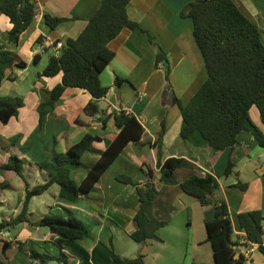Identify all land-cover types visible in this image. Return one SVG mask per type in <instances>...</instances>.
Listing matches in <instances>:
<instances>
[{"label":"crops","instance_id":"1","mask_svg":"<svg viewBox=\"0 0 264 264\" xmlns=\"http://www.w3.org/2000/svg\"><path fill=\"white\" fill-rule=\"evenodd\" d=\"M192 0H130L127 13L130 19L138 22L146 33L135 29H123L108 42L114 51L113 58L100 73L102 85L109 89L98 100L100 112L90 114L84 110L91 94L83 88L65 87L56 102L54 110L39 119L37 110L42 97L41 89H51L62 80V72L54 76L38 77L50 55L55 53L54 42L66 37H76L86 26L88 18L97 10L101 0H35V16L20 34L17 43L8 42L6 34L12 27L7 15L0 12V45L16 53L25 62L23 68L12 67L6 70V77L0 83V95H16L22 98L23 106L18 115L6 123L0 121V203L8 204L6 216L9 220L22 206L25 181L29 187L48 179V174L36 162L45 158V145L51 136L57 139L55 149L64 151L85 133L97 135L94 142L98 150L105 149L118 129L113 116L102 124V110L111 114L120 109L134 114L143 126L138 141H130L87 195H82L78 203H65L58 198L59 186L51 184L43 193L34 195L29 201V218L34 221L53 207L61 206L74 214L78 211L90 229L86 238L66 241L58 245L55 233L47 226L22 222L10 230L2 231L3 241H11L5 252L9 264H40L30 253H47L57 256L65 253V264H116L113 250L123 257L144 254L148 264H191L192 261L216 264L210 242L207 240L205 220L213 216L211 205L200 202L184 193L179 182L191 173L185 167L175 170L176 184L163 185L159 181L163 160L170 156H181L195 164L198 175L212 172L218 176L217 193L228 205L232 223L231 240L236 249L245 242L246 236L238 224L237 215L248 210H260L264 215V147L251 132L255 125L264 134V124L255 105L249 109L250 123L240 131L233 149L226 147L213 151L208 145H195L183 141L179 135L181 115L174 96L186 104L199 86L207 78L203 56L193 35V24L189 17L179 15L181 9ZM238 9L259 29L264 42V0H233ZM67 17L51 31H47L43 15ZM43 36L46 44L37 41ZM148 35L167 55V63L155 66L156 48ZM43 44V45H42ZM37 55V61L34 56ZM166 65L169 76L166 79ZM13 76L9 79L7 76ZM116 77L124 78L119 85ZM168 96H164L163 92ZM174 93V96L172 94ZM164 124L162 138L163 158L157 161V149L153 142L157 139ZM18 136V142L16 138ZM22 159V173L25 179L12 170L3 168L9 155ZM231 156L234 172L224 176V170ZM96 154L85 153L84 165H91ZM25 164V166H24ZM152 174L149 176L147 173ZM19 177L15 181L14 176ZM140 175L138 178L136 174ZM126 174L134 181L143 184L154 183L160 190L153 213L157 217L169 216V221L158 229L161 240L148 239L142 244L135 242L130 233L135 229L133 216L138 208V195L131 183L116 179V175ZM179 176L177 177V175ZM76 181L84 176V171L74 172ZM246 184L240 188L236 183ZM37 203H34V199ZM75 215V214H74ZM0 219V220H1ZM1 250V247H0ZM1 255V251H0ZM48 264H59L50 261ZM241 264H264V253L258 248Z\"/></svg>","mask_w":264,"mask_h":264},{"label":"trees","instance_id":"2","mask_svg":"<svg viewBox=\"0 0 264 264\" xmlns=\"http://www.w3.org/2000/svg\"><path fill=\"white\" fill-rule=\"evenodd\" d=\"M130 0H101L97 10L88 18L86 26L74 38L66 37L57 40L62 45L59 52L49 56L38 77L54 76L62 72V80L51 89H41L42 97L37 110L39 119L46 113H51L56 102L61 97L65 87L86 89L92 96L84 110L90 114L100 112L98 100L103 97L108 87L102 85L100 73L114 56V51L108 47V42L116 37L121 30L138 29L144 33L138 22L129 18L127 5ZM0 12L8 16L12 27L6 34L8 42L17 43L20 34L27 28L35 16V0H0ZM181 17H189L193 24V35L204 59L207 78L199 86L186 104L174 96L181 115L179 135L183 141L195 145H208L213 151L226 147L233 149L237 136L245 123H250L249 109L255 105L264 124V42L258 27L251 22L235 5L233 0H192L180 11ZM68 20L67 17L43 15L47 31L54 29L59 23ZM149 40L156 48L155 66L167 63L166 52L156 44L150 35ZM43 36L37 38L38 42ZM38 56H34L37 61ZM26 62L16 53L0 45V83L6 77V70L12 67L23 68ZM166 79L169 67L166 65ZM9 79L13 76L8 75ZM124 78L116 77L114 82L119 85ZM23 100L16 95H0V121L6 123L11 117L17 116ZM102 124L109 116H113L118 131L103 150L94 147L99 140L97 135L85 133L64 151H57V139L51 136L44 149L46 156L36 162L39 169L48 174V179L29 187L25 181V193L20 211L9 220H0V233L11 227L28 222L33 225L47 226L55 233V241L62 245L66 241H75L90 235L88 226L68 211L64 218L59 212H48L37 220L29 218V201L32 196L43 193L51 184L59 186V200L75 204L82 195H87L98 182L101 174L113 162L118 154L130 141H138L143 133V126L137 117L123 109L106 114L102 110ZM153 146L157 149V161L161 164L163 158L162 138L164 124ZM251 132L264 147V134L255 125ZM97 155L91 165H84L82 156L85 153ZM22 159L9 155L3 165L6 170H12L23 179ZM188 168L191 173L178 184L181 190L196 198L202 205H211L213 216L205 220L207 240L210 242L216 264H241L245 259L242 252L235 257L236 244L231 240L232 223L225 198L217 193L218 176L212 172L203 175L196 173L199 168L181 156H170L163 160L160 168L159 181L163 185L176 184L175 170ZM84 171L80 181H76L73 173ZM234 172V162L231 156L224 170V176ZM151 176V172L147 173ZM116 179L131 183L138 195V208L133 221L135 229L129 234L137 243L142 244L148 239L161 240L158 229L169 221L167 217H157L153 213L154 203L160 195V190L153 182L140 184L126 174L116 175ZM240 188L246 184L236 183ZM238 224L244 231L246 246L257 243L258 249L264 253V215L260 210H248L237 215ZM11 247V241H3L1 245L0 264H9L2 256ZM65 258V253L61 252ZM30 256L40 264L60 260L58 256L33 251ZM111 257L116 264H148L144 254L134 257H123L111 251ZM191 264H205L192 261Z\"/></svg>","mask_w":264,"mask_h":264},{"label":"rangeland","instance_id":"3","mask_svg":"<svg viewBox=\"0 0 264 264\" xmlns=\"http://www.w3.org/2000/svg\"><path fill=\"white\" fill-rule=\"evenodd\" d=\"M163 95L164 96H168L169 97V95L164 91L163 92ZM16 138V141L14 140ZM18 136H14V137H12L11 139H10V141L11 140H14L13 142H15V143H17L18 142ZM93 154V153H92ZM24 166H25V164H24ZM7 171V170H6ZM79 171H81V169L80 170H78L77 172H79ZM8 172V171H7ZM9 174H11L10 176H14V180H12V182L15 184L16 182L15 181H17V180H19V177L17 176V175H14V173H10L9 172ZM140 174L139 173H137L136 174V176H135V178L137 177L138 178V176H139ZM74 176V175H73ZM179 176V174L177 175V177ZM37 195H39V194H37ZM38 199H40V197L39 196H37V199H34V203H37V200ZM0 200H1V198H0ZM8 209H9V207H8V204H1L0 203V219L2 218V217H5L6 216V212L8 211ZM51 212H59V213H61L62 214V216L64 217V218H67L68 217V213H67V211H66V209L65 208H63V207H61V206H58V207H53V209L52 210H50ZM74 212V214H75V216H76V218L77 219H79V220H81L82 222H84V220H83V217L81 216V214L78 212V211H73ZM85 223V222H84ZM6 235H4L3 233H0V237H5ZM0 247H1V242H0ZM1 251V250H0ZM8 252L10 253H14V252H16V254H19V253H17V250H15V249H8ZM57 256L58 257H60L59 259L60 260H58L59 261V264H65L66 263V260H65V258L61 255V253L58 251L57 252Z\"/></svg>","mask_w":264,"mask_h":264},{"label":"built area","instance_id":"4","mask_svg":"<svg viewBox=\"0 0 264 264\" xmlns=\"http://www.w3.org/2000/svg\"><path fill=\"white\" fill-rule=\"evenodd\" d=\"M43 44H46L47 42L43 40L42 42ZM42 44V45H43ZM62 43L56 42L54 43V48H55V53L57 54L59 52V49L61 47ZM258 248V244L257 243H251L250 245L246 246L245 249L243 250V255L245 258H249L250 255L254 252L255 249Z\"/></svg>","mask_w":264,"mask_h":264},{"label":"water","instance_id":"5","mask_svg":"<svg viewBox=\"0 0 264 264\" xmlns=\"http://www.w3.org/2000/svg\"><path fill=\"white\" fill-rule=\"evenodd\" d=\"M240 247H241L242 249H244V248L246 247V244H242ZM239 252H240V248H237V249H236V253H235V257L238 256Z\"/></svg>","mask_w":264,"mask_h":264}]
</instances>
